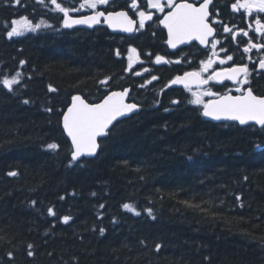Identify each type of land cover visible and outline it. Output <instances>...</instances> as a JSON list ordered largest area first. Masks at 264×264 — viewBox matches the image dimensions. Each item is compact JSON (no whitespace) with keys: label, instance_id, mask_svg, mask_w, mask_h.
<instances>
[{"label":"trees","instance_id":"obj_1","mask_svg":"<svg viewBox=\"0 0 264 264\" xmlns=\"http://www.w3.org/2000/svg\"><path fill=\"white\" fill-rule=\"evenodd\" d=\"M217 2L228 12L232 0ZM61 16L50 0H0V79L20 73L12 91L0 84V264H264V127L206 120L189 91L125 72V41L155 48L148 34L63 28ZM20 17L51 27L8 37ZM126 86L137 110L70 163L72 96Z\"/></svg>","mask_w":264,"mask_h":264},{"label":"snow or ice","instance_id":"obj_2","mask_svg":"<svg viewBox=\"0 0 264 264\" xmlns=\"http://www.w3.org/2000/svg\"><path fill=\"white\" fill-rule=\"evenodd\" d=\"M19 3L20 0H15ZM39 3L43 4L45 0H38ZM51 4L55 6V10L63 13V26L72 27L74 25H87L89 27L98 25L101 23V18H104L110 28L121 29L125 32H132L136 21L129 17L127 11L118 12H105V11H94L91 15H80L74 17L70 12H79L81 9H97L98 5H107L109 0H82L79 7H64L61 0H50ZM212 0H203V3L197 7L194 3H188L187 0H182L180 3H175L174 0H166V4L162 3L161 0H147V7L155 9L159 12H164L165 7H169L171 10L167 12L162 20L159 21L168 30L167 44L176 48L178 44L184 43L186 40L193 38L199 40L200 44H208V38L213 36L215 29L208 22L209 11L208 6ZM131 9L136 10V14L139 17V28H144L145 21L153 19L152 12H146L139 8L137 0H132ZM231 8L234 11L244 9L249 15L256 13L254 23L256 25L255 31L264 34V22H262L259 14H264V0H235L231 4ZM218 22V21H217ZM41 27H51L44 19H41L38 23H33L27 17H20L11 21L10 30L7 31L8 37L18 36L23 34L24 31H36ZM251 27V25H249ZM224 32H231V29L225 25L223 27ZM240 32L244 36L248 35L246 30L241 29ZM236 33H233L235 38ZM217 43L215 38L211 42V48L213 49L211 56L206 61H202V67L199 71L185 72L184 75L175 77L171 84H183L185 88L191 91L190 85L196 83L199 85H206L210 80L222 81L225 77L229 80H234L238 85H245L249 83L248 77L250 70L247 64H239L222 69L221 71L213 70L212 74L204 79L201 73L208 72L212 68L215 61L212 57L216 56ZM252 48L262 49L264 44L251 43L249 47L244 48V52H249ZM221 51H226L221 49ZM117 55L119 52L117 51ZM149 55H151L149 53ZM233 57L227 56V60L231 61ZM140 60L139 53L136 48L130 47L128 49V68L131 69L132 65ZM155 62L157 64L166 62L165 57L156 55ZM221 64L225 63L223 59L219 61ZM24 61H21L23 64ZM259 68L264 69V58L259 60ZM148 71V69H144ZM136 75H141L137 72ZM20 73L17 72L15 76L11 78L5 76L0 79V84L6 87L9 91L13 90V85L19 83ZM242 77V78H241ZM109 78H105V81L101 83H107ZM152 80H157L158 77L153 76ZM145 83H151L146 81ZM144 85H141L143 87ZM50 91H55L49 86ZM240 92V95L233 96L229 93H225L220 96L217 100H211L205 102L202 97L206 95H219L213 93L210 90L204 92H193V99L190 101L194 105L203 106V115L212 117L214 119L227 118L234 121H238L241 125L247 124L248 122H255L258 125L264 126V96H256L250 87L243 88L238 87L236 89ZM129 95V89L125 88L123 91H113L109 95L105 96L100 103H88L83 97L74 95L71 98V105L67 107V111L63 113V128L67 135L71 137L73 151L71 152V161H76L82 155H93L96 153L98 144L97 137L106 135V131L109 126L116 121L118 117H123L125 114L133 112L139 106L136 103H126L125 98ZM24 103H28L27 100ZM172 103H178V101H172ZM167 110V109H166ZM51 111V109H49ZM49 149H57L58 145L55 143L47 145ZM256 149L264 148V145H254ZM9 175H16L15 172L9 173ZM63 199V198H62ZM101 208L104 205H100ZM124 209L135 211L133 206L129 203L123 204ZM50 215H55L52 208L48 209ZM151 214V209H148ZM139 213H137L138 215ZM71 218L68 216L63 217L64 222H68ZM103 233V229L100 230ZM32 246L29 245V248ZM160 245H156V249L159 250ZM11 255V253H9ZM29 255H32L29 252Z\"/></svg>","mask_w":264,"mask_h":264},{"label":"flooded vegetation","instance_id":"obj_3","mask_svg":"<svg viewBox=\"0 0 264 264\" xmlns=\"http://www.w3.org/2000/svg\"><path fill=\"white\" fill-rule=\"evenodd\" d=\"M112 0H109V2ZM118 1H122L118 4ZM218 0H212L208 6L209 18L208 22L215 29L213 36L208 38L209 43L204 45L200 44L199 40L193 38L191 40H186L182 44H178L176 48H172L167 44L168 40V30L159 21L164 18L168 11L171 9L165 7L164 12H159L155 9L147 7V0H137L140 9L145 10L146 12L150 11L153 14V19L150 21H145L144 28H139V17L136 14V10L131 9L130 5L132 0H117V7L114 10L123 9L128 12L129 16L136 21L135 32L133 34L127 35L124 33H119L126 37L134 38L137 35L148 34L151 42H155V48H147L142 45V37L140 36L136 40L125 41L123 45L122 52H120L124 57L125 63V72L132 73L131 75L137 77L151 78L153 76L158 77V79L166 78L165 83H169L172 79L177 76L183 75L185 72L199 71L202 67L201 62L206 61L213 49L211 48V42L213 38L217 43L216 56L212 57L215 61L212 68L208 72L201 73L204 79H207L209 75L212 74L213 70L221 71L222 69L230 68L239 64H247L250 70V75L248 77L249 83L245 85H238L236 82H231L229 80L224 81H214L210 80L206 85H199L191 87L189 89L183 87L181 89L189 92H204L210 90L213 93H224L228 92H238L236 89L238 87L248 88L250 87L256 95L264 96V91H261L257 88L259 81L264 84V69L259 68V60L264 58V48L256 49L252 48L249 52H244L245 47H249L251 43L264 44V34L258 33L255 31L256 25L254 20L256 18V13L249 15L246 10L239 9L234 11L231 8L229 3L228 12L222 11V4L217 2ZM82 0L78 1H69L68 8L79 7V4ZM162 3L166 4V0H161ZM175 3H180L182 0H174ZM188 3H194L199 7L200 3H203V0H187ZM104 7L107 5H103ZM81 9L79 12H86L93 9ZM71 12V13H79ZM261 16L262 22H264V14H259ZM218 21V22H217ZM227 25L231 32H224L223 27ZM251 25V27H249ZM246 30L248 32L247 36H244L240 30ZM233 33H236L235 38H233ZM134 47L137 49L140 60L132 65V68H128V49ZM224 49L226 51H221ZM149 53L151 55H149ZM120 54V55H121ZM160 55L165 57L166 62H161L157 64L155 62V56ZM231 55L233 59L231 61L227 60V56ZM223 59L225 63L221 64L219 61ZM148 69V71H144ZM141 73V75H136L135 73ZM242 78V77H241ZM157 79V80H158ZM240 93V92H239ZM215 95H206L202 98H206L207 101L212 99Z\"/></svg>","mask_w":264,"mask_h":264},{"label":"water","instance_id":"obj_4","mask_svg":"<svg viewBox=\"0 0 264 264\" xmlns=\"http://www.w3.org/2000/svg\"><path fill=\"white\" fill-rule=\"evenodd\" d=\"M98 11H103V10H98ZM118 11H125V10H115V11H108V12H118ZM92 13H93V12H89V13H86V14H83V15H91ZM106 13H107V12H106ZM62 14H63V13H62ZM72 16H73V15H72ZM78 16H80V15H78ZM78 16H74V17H78ZM101 23H103L104 26H106L107 29H108L109 31H111V32H122V33L130 34V33H133V31H134V30H133L132 32H125V31H122L121 29H113V28H110L106 23H104V18H103V17L101 18ZM101 23H100V24H101ZM95 26H96V25H93V26H91V27H89V26H87V25H74V26H72V27H80V28H85V29H92V28L95 27ZM62 27H64V26H63V18H62ZM64 28H69V27H64ZM70 28H71V27H70ZM134 28H135V26H134ZM182 76H183V75H182ZM182 76H181V77H182ZM225 79H227V78L225 77L223 80H225ZM170 85H171V86H174V87H182V86H184L183 84H171V83H170ZM191 85H196V83H192ZM125 88L129 89V94H130V87H129V86L124 87V88H122V89H114V90H112V91H109L106 95H104V96H103L98 102H94V103H100V102L103 100V98H104L105 96H107V95L110 94V92H113V91H117V92H119V91H123ZM230 94H231V93H230ZM223 95H224V94H222V95H220V96H223ZM231 95H233V96H237V95H240V94H236V95L231 94ZM220 96H219V97H220ZM219 97H216V98H214L213 100H217V99H219ZM128 98H129V95L125 98V102H126V103H134V102L128 101ZM87 102H88V101H87ZM88 103H90V102H88ZM90 104H91V103H90ZM70 105H71V100H70V103L66 106L65 110L63 111V113L67 111V107L70 106ZM134 111H135V110H134ZM134 111H133V112H134ZM133 112L127 113V114H125L123 117H118L117 120L129 116V115H131ZM63 113H62V116H61V127H62V129H63V131H64L65 136L68 138V140H69V142H70V144H71V147H72V151H73L74 149H73V146H72L71 137H69V136L67 135L66 131H65L64 128H63ZM202 115H203V109H202ZM203 117H204L206 120H210V121H212V122L234 121V120L227 119V118H223V117H222L221 119H219V120L214 119V118H212V117H207V116H204V115H203ZM117 120H116V121H117ZM116 121H113V124H114ZM235 122H237L239 125H241L238 121H235ZM113 124L109 126V129L113 126ZM248 124H254V125L258 126V127H262L261 125H258V124H256L255 122H251V121L248 122L247 124H244V125H248ZM109 129H108V130H109ZM108 130L106 131V135L108 134ZM106 135H104V136H100V137H97L98 148H97V151H96L95 154H93V155H82V156L79 157L76 161L81 160L83 157H86V158L94 157V156L97 154L98 150H99V145H100L99 140H100L102 137H105Z\"/></svg>","mask_w":264,"mask_h":264}]
</instances>
